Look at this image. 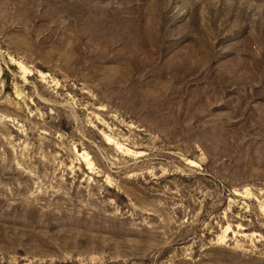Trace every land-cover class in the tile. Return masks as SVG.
I'll use <instances>...</instances> for the list:
<instances>
[{
  "label": "rangeland",
  "instance_id": "1",
  "mask_svg": "<svg viewBox=\"0 0 264 264\" xmlns=\"http://www.w3.org/2000/svg\"><path fill=\"white\" fill-rule=\"evenodd\" d=\"M0 264H264V0H0Z\"/></svg>",
  "mask_w": 264,
  "mask_h": 264
}]
</instances>
